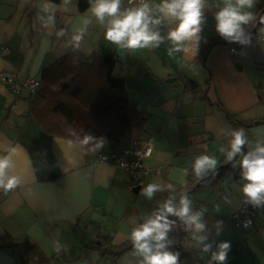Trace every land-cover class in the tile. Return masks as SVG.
Listing matches in <instances>:
<instances>
[{
    "label": "crops",
    "instance_id": "crops-1",
    "mask_svg": "<svg viewBox=\"0 0 264 264\" xmlns=\"http://www.w3.org/2000/svg\"><path fill=\"white\" fill-rule=\"evenodd\" d=\"M262 1L257 0L251 10L256 19L246 26V33L256 26V9ZM145 2L159 14L156 6L161 0ZM214 5L223 7V0H207L195 54H167L172 47L167 33L175 24L162 20L158 30L165 39L158 48L124 49L125 58L119 61V48L104 39L105 28L92 15L91 4L80 11L78 0H0V71L41 81L42 71L65 54L79 34L83 55L116 58L114 72L124 76L128 98L151 114L143 128L131 129L119 143L105 140L84 151L75 142L46 132L31 112L33 98L26 92L16 95L0 81V156L11 153L13 166L6 174L20 178L16 188L0 189V244L4 245L0 264H141L131 230L165 201L178 206L185 193L192 210L202 213L204 228L185 230L182 223L180 235L174 224L167 250L178 254V264H209L225 241L230 250L223 264H264V204L257 207L248 229L233 217L246 201L241 191L246 183L239 163L242 153L258 142L264 145V40L256 28L246 37L242 52L232 55L229 46L235 42L216 32ZM201 36L211 45L203 62L194 66ZM190 80L197 83L196 89H185ZM241 127L248 143L229 162V133ZM131 138L152 147L144 158L146 172L138 187L128 172L95 161L99 145L105 152L118 151ZM202 154L214 157L216 168L229 166L215 182L191 190L200 180L189 183L188 172ZM148 183L159 185L151 197L140 194ZM169 219L177 221L174 216ZM6 234L28 240L35 251L26 255L9 244ZM36 251L43 254L41 261Z\"/></svg>",
    "mask_w": 264,
    "mask_h": 264
},
{
    "label": "clouds",
    "instance_id": "clouds-1",
    "mask_svg": "<svg viewBox=\"0 0 264 264\" xmlns=\"http://www.w3.org/2000/svg\"><path fill=\"white\" fill-rule=\"evenodd\" d=\"M257 0H223V7H217L215 12L216 32L227 42L246 43V26L255 21V15L251 11ZM207 0H161L156 6L159 15L153 14L149 4L143 2L137 7H129L121 11V0H91V13L105 28L104 39L118 48L135 51L145 48H158L165 37L161 36L158 26L162 20H171L175 27L171 28L166 39L172 47L167 49L169 56L184 52L195 54L201 25L205 20L204 9ZM51 19V18H50ZM264 32V28L261 29ZM75 41L82 39L81 35L73 37ZM230 150L227 159L231 161L237 154L242 153L243 146L248 143L245 129L237 128L230 133ZM90 137H85L84 143H88ZM223 151V149H221ZM242 178L246 183L242 186V193L247 202L255 207L264 204V145L259 142L253 150L242 153L240 160ZM217 160L206 154L196 158L193 170L197 177L207 170L215 169ZM11 153L0 156V189L5 192L16 188L20 184V178L16 175H7L6 170L11 168ZM169 188L172 185H168ZM159 189L158 184L148 183L142 188V195L151 197L153 192ZM202 213L192 210V202L187 193L183 194L178 206L171 200L158 206L152 216L138 227H134L130 233L132 245L138 255L142 257L141 264H178V254L167 250L171 243L168 233L172 230L175 221L170 216L177 217L186 226L185 230L192 229L199 232L204 228L201 223ZM203 240L204 237H199ZM210 245H205L208 251ZM218 251L211 256V261L223 264L226 253L230 250L229 242L218 245Z\"/></svg>",
    "mask_w": 264,
    "mask_h": 264
},
{
    "label": "trees",
    "instance_id": "trees-1",
    "mask_svg": "<svg viewBox=\"0 0 264 264\" xmlns=\"http://www.w3.org/2000/svg\"><path fill=\"white\" fill-rule=\"evenodd\" d=\"M90 4L91 0H78L80 11ZM263 9L264 0L257 6L256 13ZM256 28L257 25L252 27L245 37L252 36ZM210 45L209 39L201 36L194 66L203 62ZM116 62L112 54L93 53L85 56L79 50L78 42L72 41L67 52L42 71L41 85L31 102V112L44 130L75 142L84 151H92L100 142L111 140L119 143L131 129L143 128L151 114L138 108L136 100L128 98L124 76L114 72ZM184 87L194 90L198 85L190 80ZM85 137H90L86 144ZM228 166L221 165V168L201 173L195 179L192 178L195 175L192 169L188 172V182H200L194 184L191 190L215 182ZM182 223L178 218L175 221L180 235L183 233L180 229ZM4 237L26 255L36 249L26 239L16 240L8 234ZM121 247L126 248V244ZM36 253L37 260L41 261L43 254L39 251ZM180 254L183 255L182 252Z\"/></svg>",
    "mask_w": 264,
    "mask_h": 264
},
{
    "label": "built area",
    "instance_id": "built-area-1",
    "mask_svg": "<svg viewBox=\"0 0 264 264\" xmlns=\"http://www.w3.org/2000/svg\"><path fill=\"white\" fill-rule=\"evenodd\" d=\"M145 2V0H143ZM141 0H125L122 4L123 10L129 7H137ZM151 8V7H150ZM154 15H159L153 11ZM257 23V24H256ZM256 25L259 29V36L264 40V11L260 20H256ZM3 51H7L8 47L3 46ZM244 49V43L235 42L230 44L229 51L232 55H239ZM0 81L7 84L9 89L16 95L26 92L33 98L41 85V81L36 76L18 77L15 73L7 70L0 71ZM139 143V145H138ZM152 152V147L143 140L130 139V143L121 147L118 151L105 152L102 146L99 145L95 151L96 162H108L114 167L128 172L132 176L134 183H139L146 172L144 158L148 157ZM257 207L248 203L247 200L241 204L239 209L234 214V219L243 227H250L252 217L255 215ZM13 264H22L20 261H15Z\"/></svg>",
    "mask_w": 264,
    "mask_h": 264
},
{
    "label": "water",
    "instance_id": "water-1",
    "mask_svg": "<svg viewBox=\"0 0 264 264\" xmlns=\"http://www.w3.org/2000/svg\"><path fill=\"white\" fill-rule=\"evenodd\" d=\"M263 11H264V9L259 12V14H258V20H260V17L262 15ZM116 56H117V59L119 61H123V58H125V51H124V49L123 48H119L118 53L116 54ZM219 168H221V167H219ZM214 170H216V169H214ZM51 177H53V175H51ZM51 177H49V178H51ZM138 185L139 184H137L136 186L138 187Z\"/></svg>",
    "mask_w": 264,
    "mask_h": 264
},
{
    "label": "rangeland",
    "instance_id": "rangeland-1",
    "mask_svg": "<svg viewBox=\"0 0 264 264\" xmlns=\"http://www.w3.org/2000/svg\"><path fill=\"white\" fill-rule=\"evenodd\" d=\"M242 52V51H241Z\"/></svg>",
    "mask_w": 264,
    "mask_h": 264
}]
</instances>
